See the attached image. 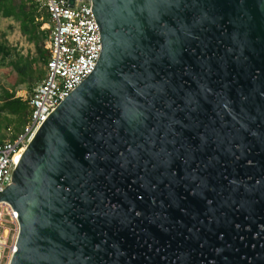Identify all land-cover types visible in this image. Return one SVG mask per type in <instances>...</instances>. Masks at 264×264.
<instances>
[{"label": "water", "instance_id": "1", "mask_svg": "<svg viewBox=\"0 0 264 264\" xmlns=\"http://www.w3.org/2000/svg\"><path fill=\"white\" fill-rule=\"evenodd\" d=\"M88 1L102 41L96 67L39 128L0 193L18 219L9 264L123 261L99 252V214L128 169L170 144L194 59L220 51L221 27L239 54L230 66L251 62L264 83V0Z\"/></svg>", "mask_w": 264, "mask_h": 264}, {"label": "flooded vegetation", "instance_id": "2", "mask_svg": "<svg viewBox=\"0 0 264 264\" xmlns=\"http://www.w3.org/2000/svg\"><path fill=\"white\" fill-rule=\"evenodd\" d=\"M221 29L220 51L194 59L170 144L128 169L99 214L114 264H264L262 72L230 66Z\"/></svg>", "mask_w": 264, "mask_h": 264}, {"label": "built area", "instance_id": "3", "mask_svg": "<svg viewBox=\"0 0 264 264\" xmlns=\"http://www.w3.org/2000/svg\"><path fill=\"white\" fill-rule=\"evenodd\" d=\"M37 3L48 16L49 59L42 81L29 95L26 124L13 139L0 144V193L10 185L12 172L36 132L62 101L92 74L102 51L99 28L88 0H74L71 8L66 0H37ZM17 220L11 206L0 202V264L5 260L9 264L14 254ZM12 232L16 236L14 243L8 246V235Z\"/></svg>", "mask_w": 264, "mask_h": 264}, {"label": "rangeland", "instance_id": "4", "mask_svg": "<svg viewBox=\"0 0 264 264\" xmlns=\"http://www.w3.org/2000/svg\"><path fill=\"white\" fill-rule=\"evenodd\" d=\"M36 14L41 17L45 15V12L40 6L36 7ZM41 31H48V21L42 24ZM46 50L47 41L41 44ZM0 47L5 52H8V56L3 58V53L0 52V107L4 103V96L6 93L11 94L14 98H21L22 100H28L32 89L42 81L44 77V66L37 62L38 54L34 45L24 37L19 28V23L10 18H4L0 14ZM25 59L32 63L33 75L27 79L26 83L20 84L19 79L12 68L9 66L10 62H16L19 59ZM35 62V63H33ZM39 78V79H38ZM10 120H14L11 115L0 111V142L10 140L14 135V124H9ZM16 233L12 232L8 235L7 245L14 243ZM4 264H8L5 260Z\"/></svg>", "mask_w": 264, "mask_h": 264}, {"label": "trees", "instance_id": "5", "mask_svg": "<svg viewBox=\"0 0 264 264\" xmlns=\"http://www.w3.org/2000/svg\"><path fill=\"white\" fill-rule=\"evenodd\" d=\"M37 5L39 6L37 0H0V14L4 18H10L19 23L21 34L34 45L37 51V62L45 66L49 59V49L45 50L41 44L48 40L49 31H41L40 28L42 24L48 21V16L45 13L41 17L42 20L39 21L40 16L36 14ZM0 52L3 53V58L8 56V52H5L2 47H0ZM9 66L17 75L20 84L26 83L27 79L33 75L32 63L23 58L16 62H10ZM27 101L21 98H14L8 93L4 96V103L0 107V111L8 113L14 118L13 121L10 120L9 124L6 125V128H8L9 125L14 124L15 135L11 139L21 132L27 122L29 115Z\"/></svg>", "mask_w": 264, "mask_h": 264}, {"label": "bare ground", "instance_id": "6", "mask_svg": "<svg viewBox=\"0 0 264 264\" xmlns=\"http://www.w3.org/2000/svg\"><path fill=\"white\" fill-rule=\"evenodd\" d=\"M6 233H7V232H6ZM6 233H5V234H6ZM12 249H13V248H12ZM13 251H15V248H14V250H13ZM11 253H12V252H11Z\"/></svg>", "mask_w": 264, "mask_h": 264}]
</instances>
